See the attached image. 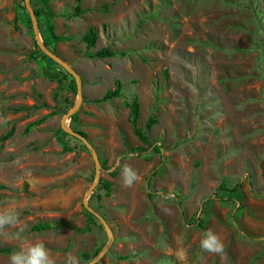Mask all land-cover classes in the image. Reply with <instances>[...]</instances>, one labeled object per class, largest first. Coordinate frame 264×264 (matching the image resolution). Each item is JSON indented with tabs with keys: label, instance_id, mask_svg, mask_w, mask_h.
I'll return each mask as SVG.
<instances>
[{
	"label": "rangeland",
	"instance_id": "374dc122",
	"mask_svg": "<svg viewBox=\"0 0 264 264\" xmlns=\"http://www.w3.org/2000/svg\"><path fill=\"white\" fill-rule=\"evenodd\" d=\"M49 5L55 33L69 38L49 48L81 78L82 103L66 125L95 147L99 183L86 197L97 176L93 156L59 133L78 101L74 77L36 53L24 0H0V206L19 211L17 228L43 242L56 264L69 253L80 264H264V0ZM89 27L97 38L86 50ZM103 47L115 56H88ZM117 80L122 96L98 101ZM134 97L135 125L127 106ZM124 164L138 175L130 187ZM85 204L108 229L87 221ZM42 222L64 226L31 230ZM88 223L90 231H78ZM208 230L222 253L200 248ZM19 244L0 236V264Z\"/></svg>",
	"mask_w": 264,
	"mask_h": 264
},
{
	"label": "trees",
	"instance_id": "16d2710c",
	"mask_svg": "<svg viewBox=\"0 0 264 264\" xmlns=\"http://www.w3.org/2000/svg\"><path fill=\"white\" fill-rule=\"evenodd\" d=\"M33 0H31L32 3ZM49 1L50 0H35V4H37V8H34V12L35 15L37 17L38 20V25L40 28V33L42 36V40L43 43L47 46L50 47L51 45L55 44L56 42L59 41H64V40H68L69 38L66 36H61V35H57L54 31V26L53 24L50 22V18L54 16V13L51 10V7L49 5ZM79 1V0H77ZM24 9L25 6H23ZM81 10L79 8V6H75L74 12H73V16H77L78 14H80ZM41 17H44L46 19V21H43L40 19ZM27 21L29 23H31L30 17L29 15H27ZM31 29V26H30ZM96 38H97V32L95 31V29L93 27H89L87 29V31L85 32L84 36H83V41L85 43L86 46V50H89L90 48H92L96 42ZM51 49V48H50ZM52 50V49H51ZM54 52V50H52ZM36 53L40 54L42 58L46 59L47 61H49L50 63H53L55 65H58L59 67H61L59 64H57L55 61H53L50 57H48L47 55H45L37 46L36 49ZM115 51L111 50L109 47H103L95 52H89L88 56L90 58H106V57H113L115 56ZM31 57H34V55H31ZM66 74H68L66 72ZM122 84L119 80H117L115 82V88L113 89H109L107 90L100 99H98V101H107V100H111L114 98H119L122 96ZM129 107L130 110V114L132 117V124L135 125L136 124V120L138 118L139 115V102L137 100V97H134L131 102L127 105ZM77 113H75L71 119L74 120L76 118ZM40 121H37L36 123H38ZM154 119L153 118H149L146 122V130L150 128V126L154 123ZM30 129V126H27L25 129V132H28ZM79 133H81L83 136H86V134L82 131H78ZM60 134L65 135L66 133L64 131H59ZM134 133L137 135V137L139 138V140L145 144H151L148 142L147 139V135L145 131H142L139 128H134ZM161 145H154V150L159 152L160 151V147ZM66 149V148H65ZM133 151L135 152H143L145 150V148L142 147H134L132 148ZM116 174V170H113L110 172V175L114 176ZM101 185L103 186V188L108 192H110V186L111 183L108 181H100ZM239 185H235V187L233 189H235L236 187H238ZM1 187V186H0ZM88 216H87V221L88 222H95L97 223L99 220L97 219V217L92 214L91 212H87ZM98 225L101 227V224L98 223ZM64 226V223L61 222H56L54 224L52 223H48V222H42V223H38L35 224L31 227L32 231H44V230H48L50 228H60ZM91 230V226L89 225V223L87 225H85L84 228H80L78 231L84 233V232H88ZM102 249V247L100 246L98 248V252ZM3 252H7L9 253V249H2ZM86 259H88V255L84 254L83 255Z\"/></svg>",
	"mask_w": 264,
	"mask_h": 264
},
{
	"label": "clouds",
	"instance_id": "9594fccd",
	"mask_svg": "<svg viewBox=\"0 0 264 264\" xmlns=\"http://www.w3.org/2000/svg\"><path fill=\"white\" fill-rule=\"evenodd\" d=\"M120 174L123 185L126 187L132 186L138 180L136 171L128 164L121 166ZM19 224L20 213L17 209L0 206V236L20 241L16 250L10 254L9 264H56L45 244L41 241H30L24 234L25 229L17 228ZM11 229L16 230L10 231ZM200 248L204 252L220 254L224 250V245L215 233L208 230L202 236ZM178 259L183 261L184 256L180 255ZM65 264H80V261L78 257L69 253Z\"/></svg>",
	"mask_w": 264,
	"mask_h": 264
},
{
	"label": "water",
	"instance_id": "95a60500",
	"mask_svg": "<svg viewBox=\"0 0 264 264\" xmlns=\"http://www.w3.org/2000/svg\"><path fill=\"white\" fill-rule=\"evenodd\" d=\"M24 4H25V8L28 12V15L30 17L31 26H32V30L34 33L35 41H36V44L39 47V49L45 55H47L53 61H55L57 64H59L63 69H65L70 75H72L76 81V85H77V89H78V101L63 117L61 128L67 134H70V135L78 138L79 140H81L85 144V146L88 148V150L90 151V153L93 156V159L95 161L97 176H96L94 184L89 188V190L86 193V197H87L92 192V190L96 187V185L99 183V175L98 174L100 171V165H99L98 153H97L95 147L92 145V143L89 141V139L87 137L83 136L78 131L71 129L69 126L66 125V120L71 118L78 111L79 106L82 103L81 93H80L81 78H80L79 74L74 70V68L71 65H69V63H67L65 60H63L61 57H59L56 53H54L49 47H47L43 43V40L41 38L40 28L38 25V20H37V17L35 15L31 0H24ZM85 206L90 212H92L100 220L101 224L104 225V227L106 229H108V227L105 224V222L103 221V219L97 213L93 212L89 206H87L86 204H85ZM95 260L91 261L88 264H93L95 262Z\"/></svg>",
	"mask_w": 264,
	"mask_h": 264
}]
</instances>
